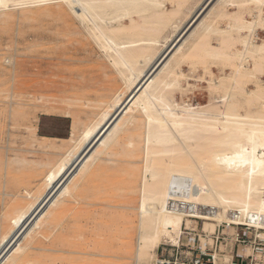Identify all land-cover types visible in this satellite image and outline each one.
<instances>
[{
  "label": "bare ground",
  "instance_id": "bare-ground-1",
  "mask_svg": "<svg viewBox=\"0 0 264 264\" xmlns=\"http://www.w3.org/2000/svg\"><path fill=\"white\" fill-rule=\"evenodd\" d=\"M202 1L0 0V14L11 9L57 3L61 9H52L56 20L63 18L64 24L74 21L77 31L84 32L102 50L109 63L108 70L117 73L122 82L113 99H105L107 107L98 121L80 134L77 120L73 121L70 136L65 139L73 145L58 165L47 172L46 192L37 194L36 203L31 202L11 219L12 228L0 239V245L7 243L12 232L21 228L29 214L46 201L38 215L42 213L25 231L24 243L10 248L8 254L0 258V264L27 260L26 250L34 244L41 220L50 216L65 196L72 195L82 178L94 175L91 167L98 155L104 154L123 127L141 118L144 131L142 147L137 148L142 150L140 198L136 207L138 244L127 259L135 264L159 262L155 249L162 238L176 244L183 233L182 222L189 215L203 217L206 229L214 230L222 223L232 227L246 224L264 237V38L258 39V30H264V0L212 1L202 18L200 14L194 18V28L184 40L180 39L179 42L183 41L176 44L172 55L169 52L163 61L160 59L162 63L159 62L154 72L155 65L150 67L188 16L195 12V17L199 13ZM251 4L257 12L251 13L248 19L246 14L252 10ZM67 28L71 29L69 25ZM213 37L216 45L212 43ZM86 42L84 45L88 44ZM218 62L224 72L221 76H215L212 70L213 63ZM184 64L195 69L202 67L210 76L207 82L213 97L209 104L194 106L176 100L177 92L184 95L188 91L180 87L181 78L187 77L182 71ZM227 67L229 73L225 72ZM90 104L84 101V106ZM115 114L118 116L107 127ZM184 228L190 229L187 224ZM215 235L216 232L207 234L213 245ZM167 240L165 243H170ZM68 245L62 238L57 243V251L66 252ZM97 250L99 253H94L101 254L99 259L107 252Z\"/></svg>",
  "mask_w": 264,
  "mask_h": 264
},
{
  "label": "rangeland",
  "instance_id": "rangeland-1",
  "mask_svg": "<svg viewBox=\"0 0 264 264\" xmlns=\"http://www.w3.org/2000/svg\"><path fill=\"white\" fill-rule=\"evenodd\" d=\"M206 1L201 2L203 6L195 17V12L188 16L187 22L185 21L173 35L171 44L169 42L159 51L162 54H158V59L155 58L150 65H155L153 72L169 52L172 55V50L177 49L176 44L180 45L194 28L192 24L195 19L200 17L199 14L202 18L214 0ZM55 7L61 9L57 3H48L24 9H11L9 13L0 14V239L12 228L11 219L31 202L36 203L37 196L46 192L44 179L47 172L58 165L73 145L65 141L70 136L73 121L78 122V134L90 124H94L106 109L107 101L113 99L115 92L122 85L119 75L108 70L109 63L105 54L95 46L89 36L77 31L74 21L69 20L70 23L66 25L63 18L56 20L53 12ZM250 8L252 10L246 14L248 19L251 18V13L257 12L254 5L251 4ZM69 13L68 18L71 17ZM126 22L129 23V20ZM68 25L71 29L67 28ZM263 38L264 30L260 28L258 39ZM180 39L183 40L179 42ZM216 41L213 37L212 43L216 45ZM85 42L88 44L84 45ZM89 42L92 43L91 46ZM76 47L79 52L75 50ZM218 63H213L212 66L215 76L224 74L220 62ZM190 67L188 64L182 66V71L187 77L181 78L180 87L188 91L184 95L177 92L176 100L194 106H205L210 103L211 96L213 97L209 90L210 83L207 82L210 76L205 74L202 67ZM229 71L227 67L225 72ZM103 97L106 98L102 99ZM86 100L91 103L88 107L84 106ZM67 114L70 116L67 117L66 123L51 124L50 128L55 137L40 135L38 128L42 116L66 117ZM117 116L115 114L106 126L109 127ZM141 121L138 119L135 123L126 124L111 144L113 147L110 148V145L104 150L105 155H98L91 167L94 175L82 178L81 187L78 186L73 191L72 197L65 196L64 202L52 210L50 216L41 220V228L36 229V240L31 248L26 250L27 260L16 264H135L126 256L133 254L136 243L138 244L136 207L140 198L142 150L137 148H141L143 144L144 128ZM106 126L103 133L107 129ZM61 135L64 137H60ZM102 138L101 142L104 139ZM100 141L95 147H98ZM91 148L89 146L88 150ZM130 153L133 155L130 156ZM68 176L58 184L53 193ZM45 202L36 212L29 214L21 228L18 227L12 232L14 235H10L7 243L0 245L3 248H0V253L3 252L0 258L8 254L10 248L16 247V244L24 243L26 232L42 213L38 215ZM205 221L201 216L185 217L181 226L183 233L178 237L177 243L174 244L163 237L155 249L157 259H162L163 256L171 259L170 256H175L178 252L192 255V246L201 245L213 250L215 245L207 234H217L218 226H215L214 230L206 229ZM186 224L190 229L184 228ZM226 225L222 223L220 229L226 228L233 233L235 227ZM192 232L195 235L190 234ZM62 238L70 244L65 246L66 252L57 251V243ZM165 240L170 243H165ZM221 248V255L225 254L230 258L227 247L221 245ZM97 249H106L107 254H102L99 259L101 254L94 253H99ZM82 252L84 254H81ZM262 254L257 258H264V253Z\"/></svg>",
  "mask_w": 264,
  "mask_h": 264
},
{
  "label": "built area",
  "instance_id": "built-area-1",
  "mask_svg": "<svg viewBox=\"0 0 264 264\" xmlns=\"http://www.w3.org/2000/svg\"><path fill=\"white\" fill-rule=\"evenodd\" d=\"M233 233L230 230L218 228V233L215 235L216 244L214 249H207L201 245L191 247L189 254L178 252L175 256H170L171 259L164 258L159 260L156 264H236L232 258H227L225 254L222 255L223 245L225 248L242 247L246 250L244 258L250 264H264V258H257L264 253V237L256 234L254 227L246 224H235ZM220 244H219V243ZM224 242L226 244H224ZM165 251V248L163 249Z\"/></svg>",
  "mask_w": 264,
  "mask_h": 264
},
{
  "label": "crops",
  "instance_id": "crops-1",
  "mask_svg": "<svg viewBox=\"0 0 264 264\" xmlns=\"http://www.w3.org/2000/svg\"><path fill=\"white\" fill-rule=\"evenodd\" d=\"M67 117L60 116V115H45L40 118L39 121V132H41V136L44 137H55L56 135L52 132L51 124H64L66 123ZM50 125V126H49ZM64 134V133H62ZM60 137H64V135H61ZM228 249V250H227ZM224 250H227L229 252V257L232 258L233 261L236 264H250L248 260L244 258V255L246 254V250L244 248L240 247H230ZM221 254V253H220ZM223 255V254H222ZM221 255V257H222Z\"/></svg>",
  "mask_w": 264,
  "mask_h": 264
}]
</instances>
